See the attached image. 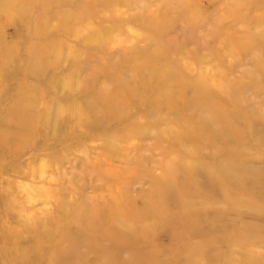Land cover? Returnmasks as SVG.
<instances>
[{"label": "rangeland", "instance_id": "1", "mask_svg": "<svg viewBox=\"0 0 264 264\" xmlns=\"http://www.w3.org/2000/svg\"><path fill=\"white\" fill-rule=\"evenodd\" d=\"M0 264H264V0H0Z\"/></svg>", "mask_w": 264, "mask_h": 264}]
</instances>
